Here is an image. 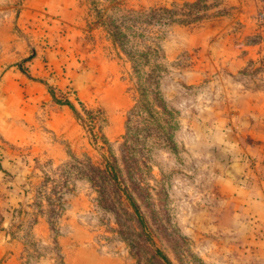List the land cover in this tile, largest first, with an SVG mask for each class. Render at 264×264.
I'll return each mask as SVG.
<instances>
[{
    "label": "rangeland",
    "instance_id": "374dc122",
    "mask_svg": "<svg viewBox=\"0 0 264 264\" xmlns=\"http://www.w3.org/2000/svg\"><path fill=\"white\" fill-rule=\"evenodd\" d=\"M193 1L0 0V264H264V0Z\"/></svg>",
    "mask_w": 264,
    "mask_h": 264
},
{
    "label": "trees",
    "instance_id": "16d2710c",
    "mask_svg": "<svg viewBox=\"0 0 264 264\" xmlns=\"http://www.w3.org/2000/svg\"><path fill=\"white\" fill-rule=\"evenodd\" d=\"M200 2V0H196V1H193V2H190V4L191 5H197L198 3ZM165 9H167V10H169V8H166V7H164ZM187 20V19H186ZM61 102H64V103H66V104H69V105H71V106H75L74 105V103L72 102V101H70V100H66V101H61ZM124 157H125V161H126V163L130 166V168H131V162H132V159H130L129 157H128V154L127 155H124ZM107 163L108 164H110V161L107 159ZM128 196L131 198V204L133 205V207H134V210L136 211V213H137V215H138V217H139V220H140V222H144V218H143V215H142V212H141V210H140V208L138 207V204L136 203V201L133 199V197H132V195H130V194H128ZM154 249H155V251H156V253H157V255L161 258V259H163L165 262H166V264H174L173 262H172V260L170 259V257L161 249V248H159L158 246H156V245H154Z\"/></svg>",
    "mask_w": 264,
    "mask_h": 264
}]
</instances>
